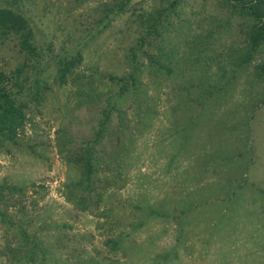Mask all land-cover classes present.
<instances>
[{
	"label": "rangeland",
	"instance_id": "1",
	"mask_svg": "<svg viewBox=\"0 0 264 264\" xmlns=\"http://www.w3.org/2000/svg\"><path fill=\"white\" fill-rule=\"evenodd\" d=\"M252 2L0 0L41 55L0 38V73L22 68L30 102L0 147V264H264ZM77 56L62 82L60 61ZM89 154L83 209L76 162Z\"/></svg>",
	"mask_w": 264,
	"mask_h": 264
},
{
	"label": "trees",
	"instance_id": "2",
	"mask_svg": "<svg viewBox=\"0 0 264 264\" xmlns=\"http://www.w3.org/2000/svg\"><path fill=\"white\" fill-rule=\"evenodd\" d=\"M248 9L251 14L255 15L259 23L253 27L251 34V44L254 48L264 43V0L252 2ZM16 37L19 40L21 52L25 53L28 59L37 60L40 55L36 45L35 32L29 22V19L21 12L10 6H0V38ZM81 61L80 56L72 59L61 60L57 73L60 75L62 82L67 81V76L71 70ZM22 68L6 74L0 73V147L4 141H14L19 131L28 121V110L30 102L21 95L24 80H21ZM112 81H116L115 76H111ZM26 82V80H25ZM47 89V88H46ZM45 89V90H46ZM128 91L127 86H123L118 96L124 95ZM82 161L84 164L82 165ZM80 171L78 181L79 190H84L83 194L78 196L77 206L87 209V193H91V182L95 175V162L88 156L80 157L79 163L76 162ZM87 192V193H86ZM77 195V194H76ZM78 206V207H79ZM16 249H19L17 247ZM42 249L38 242H33L31 248V258L27 259L34 262L37 259L36 251ZM45 255V253H42Z\"/></svg>",
	"mask_w": 264,
	"mask_h": 264
}]
</instances>
